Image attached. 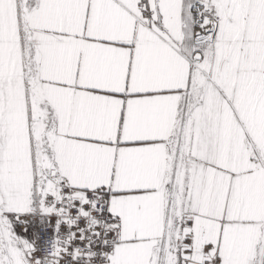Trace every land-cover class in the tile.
I'll return each mask as SVG.
<instances>
[{"label": "snow or ice", "instance_id": "1", "mask_svg": "<svg viewBox=\"0 0 264 264\" xmlns=\"http://www.w3.org/2000/svg\"><path fill=\"white\" fill-rule=\"evenodd\" d=\"M0 264H264V0H0Z\"/></svg>", "mask_w": 264, "mask_h": 264}]
</instances>
